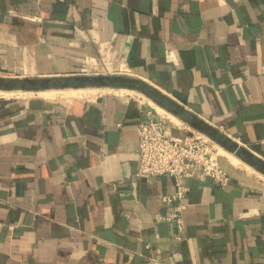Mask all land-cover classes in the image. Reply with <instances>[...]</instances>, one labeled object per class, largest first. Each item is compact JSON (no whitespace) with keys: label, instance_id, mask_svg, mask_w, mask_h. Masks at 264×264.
I'll return each mask as SVG.
<instances>
[{"label":"crops","instance_id":"1","mask_svg":"<svg viewBox=\"0 0 264 264\" xmlns=\"http://www.w3.org/2000/svg\"><path fill=\"white\" fill-rule=\"evenodd\" d=\"M141 106L230 172L183 230ZM0 264H264V0H0Z\"/></svg>","mask_w":264,"mask_h":264},{"label":"built area","instance_id":"2","mask_svg":"<svg viewBox=\"0 0 264 264\" xmlns=\"http://www.w3.org/2000/svg\"><path fill=\"white\" fill-rule=\"evenodd\" d=\"M140 108L137 173L146 178L162 174L173 178L175 191L164 195L171 205L166 217L183 230L184 199L189 188L184 178L197 175L224 187L229 184L230 172L222 164L218 143L210 135L193 131L183 137L172 136L161 112L152 106Z\"/></svg>","mask_w":264,"mask_h":264},{"label":"rangeland","instance_id":"3","mask_svg":"<svg viewBox=\"0 0 264 264\" xmlns=\"http://www.w3.org/2000/svg\"><path fill=\"white\" fill-rule=\"evenodd\" d=\"M219 149H221V148L219 147Z\"/></svg>","mask_w":264,"mask_h":264}]
</instances>
